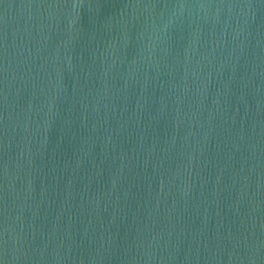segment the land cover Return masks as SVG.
<instances>
[{
  "label": "water",
  "instance_id": "95a60500",
  "mask_svg": "<svg viewBox=\"0 0 264 264\" xmlns=\"http://www.w3.org/2000/svg\"><path fill=\"white\" fill-rule=\"evenodd\" d=\"M0 264H264V0H0Z\"/></svg>",
  "mask_w": 264,
  "mask_h": 264
}]
</instances>
